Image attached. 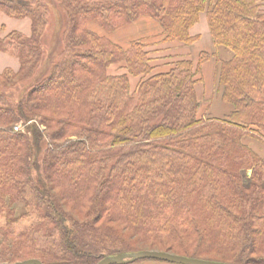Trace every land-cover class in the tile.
Instances as JSON below:
<instances>
[{
    "label": "trees",
    "instance_id": "1",
    "mask_svg": "<svg viewBox=\"0 0 264 264\" xmlns=\"http://www.w3.org/2000/svg\"><path fill=\"white\" fill-rule=\"evenodd\" d=\"M263 1L0 0L32 20L31 37L0 40L21 62L0 74V264H98L146 250L264 264ZM52 6L59 31L45 51ZM205 11L232 53L217 71L223 117L200 116L196 86L213 55L154 74L144 41L123 48L89 28L149 17L161 42L190 46ZM120 63L128 74L109 75ZM129 76L141 78L135 91ZM145 261L157 260L135 263Z\"/></svg>",
    "mask_w": 264,
    "mask_h": 264
},
{
    "label": "crops",
    "instance_id": "2",
    "mask_svg": "<svg viewBox=\"0 0 264 264\" xmlns=\"http://www.w3.org/2000/svg\"><path fill=\"white\" fill-rule=\"evenodd\" d=\"M212 3L215 0H210ZM199 18V21L201 19ZM207 16V12H206ZM207 23H208V17ZM209 27V25H208ZM89 28L96 32L97 34L101 36L104 35V31L100 29V27H96L94 24H90ZM201 31H207V26L204 24H196L192 29H191V35L193 37H197L199 41L201 37ZM210 31V28H209ZM12 33H20L26 37H31L32 36V20L30 18H24V19H15L7 14H5L3 11L0 10V40H5L11 35ZM162 29L160 25L153 19L149 17H142L135 23L126 26L118 31H116L112 36V38H109L111 41L116 43L117 45H120L123 48H128L130 46V43L135 41V40H142L144 41L148 46H147V51L150 53V58L152 60V65L155 68L157 65L160 64H173L175 60L168 61L166 60L170 56H167L166 54L162 53V51L166 50L170 44H166L161 42L162 39ZM211 34V32H210ZM201 41V39H200ZM195 42V43H197ZM194 43V44H195ZM215 43V42H214ZM215 52L214 53H209L213 55L209 61H211L213 58L216 59L217 64H216V79H215V86H214V94H213V99L211 106L209 107V114H211L214 117H223L230 113V106L226 105L223 103L221 100H219L218 97H216V89H217V71L219 68V64L223 61H229L232 58V53L226 48L223 47H218L215 43ZM203 53V52H202ZM208 53V52H205ZM180 60V59H179ZM178 61V60H176ZM207 61V62H209ZM206 62V63H207ZM114 66V65H112ZM111 66V67H112ZM116 67H113L112 69L122 71L121 74H110L111 67L108 70L109 75L112 76H120L124 74H128V71L125 69V64L120 63V64H115ZM172 67V66H171ZM170 67V69H171ZM21 69V62L18 57H16L12 53H6V52H1L0 51V74L4 73L6 70H11L15 73L19 72ZM169 69V70H170ZM168 70V71H169ZM203 72V68H202ZM161 73V72H160ZM156 74V73H154ZM203 75V74H202ZM135 77L129 76L130 79V85H131V90L135 91L141 81V78L139 79V82H137ZM133 79V80H132ZM133 81H136V84L133 85ZM204 81V77H203ZM202 81V82H203ZM200 82V83H202ZM197 91V87H196ZM198 95V94H197ZM259 153H261L264 157V146H260L259 148H256ZM259 149V150H258ZM133 264H170V263H165V262H159V261H145L142 263H133Z\"/></svg>",
    "mask_w": 264,
    "mask_h": 264
},
{
    "label": "rangeland",
    "instance_id": "3",
    "mask_svg": "<svg viewBox=\"0 0 264 264\" xmlns=\"http://www.w3.org/2000/svg\"><path fill=\"white\" fill-rule=\"evenodd\" d=\"M210 3H212V2L210 1ZM262 9L264 10V1H263ZM51 10H52V21H51V26L48 30L47 38L45 40V43H46V50L45 51H47L48 46L52 42L53 38L55 36L58 37L56 33L59 31V29H57V22H55V18L57 16L58 12L54 9V6L51 7ZM201 15L202 16H201V19L199 21V25L204 24V22H205V25L207 26L208 32L207 31H201L200 32L201 33L200 34L201 35V37H200L201 41L199 39V41L197 43L190 45V46L182 45V44H179L177 42L166 43V44H170L166 50L162 51V53L166 54L167 56H170L166 60H168V61L175 60L176 61L179 59H190L197 65L199 63L200 54L202 52H208V53H214L215 52L216 47H215L213 37L209 31V27H208V23H207V19H206L207 18L206 11L203 12ZM94 25L96 27H100L96 24H94ZM100 29L102 31H104V35H106L107 37H110V38H112L113 37L112 35L115 33V32L108 33L104 29H102L101 27H100ZM216 64H217V61H216V59L213 58L211 61H209L203 65L202 74L204 77V81L202 83H198L196 86L197 87L198 100L200 101V116L202 118L208 117L209 107L211 106L213 94L215 92L214 86H215V79H216ZM172 65L173 64L157 65L154 69V73L167 72ZM113 67H116V66L114 65L111 67L110 74H121L122 73V71H120V70H117L115 72V70L112 69ZM133 79H135L137 82H139L138 78L135 77ZM136 81H133V85L136 84ZM27 126H28L27 124L18 125L16 127H18L19 130L16 131L15 130L16 127H15L14 132L15 133L24 132L26 130L25 128H27ZM253 143H255V142H253ZM260 146L261 145H259V147ZM256 148H258V147L256 146ZM248 175L251 176V172H248ZM22 212H23V209L20 208L19 213H22ZM25 225H26V223L23 224L22 227H25Z\"/></svg>",
    "mask_w": 264,
    "mask_h": 264
},
{
    "label": "water",
    "instance_id": "4",
    "mask_svg": "<svg viewBox=\"0 0 264 264\" xmlns=\"http://www.w3.org/2000/svg\"><path fill=\"white\" fill-rule=\"evenodd\" d=\"M157 260L167 262L171 264H225L219 262H211L199 259H192L175 254L161 252V251H141L132 254H120L113 257H106L98 264H133L139 260ZM15 264H43L41 261L32 259L24 262H18Z\"/></svg>",
    "mask_w": 264,
    "mask_h": 264
},
{
    "label": "built area",
    "instance_id": "5",
    "mask_svg": "<svg viewBox=\"0 0 264 264\" xmlns=\"http://www.w3.org/2000/svg\"><path fill=\"white\" fill-rule=\"evenodd\" d=\"M31 123H32V122H29L27 125H30ZM15 130H16V131H18V130H19V128H18V127H16V128H15Z\"/></svg>",
    "mask_w": 264,
    "mask_h": 264
}]
</instances>
